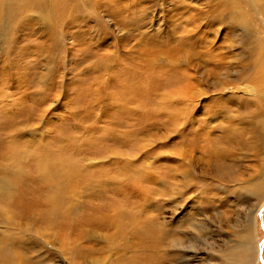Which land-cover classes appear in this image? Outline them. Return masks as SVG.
<instances>
[{"label": "rangeland", "instance_id": "374dc122", "mask_svg": "<svg viewBox=\"0 0 264 264\" xmlns=\"http://www.w3.org/2000/svg\"><path fill=\"white\" fill-rule=\"evenodd\" d=\"M263 52L264 0H0V264H115L104 212L264 264Z\"/></svg>", "mask_w": 264, "mask_h": 264}, {"label": "bare ground", "instance_id": "6f19581e", "mask_svg": "<svg viewBox=\"0 0 264 264\" xmlns=\"http://www.w3.org/2000/svg\"><path fill=\"white\" fill-rule=\"evenodd\" d=\"M263 54H264V52H263ZM257 69H258V72L257 71H255V72H257L256 74L259 75V83H255V82L254 83H255V85L257 84L258 87H261L264 84V63L260 67H258ZM253 75H255V73H253ZM256 77L258 79V76H256ZM174 85H176V84H172V86H174ZM247 88H248V86H247ZM170 91H172V88ZM176 91H177V95L179 93L181 95V93H182L181 90H176ZM173 97H175V96H173ZM182 106H184V105H182ZM184 108H186V107H184ZM176 110H175V112H176ZM181 110H182V108H181ZM178 111H177V113L180 112V111L179 112ZM189 111H191V110H189ZM172 112H174V111L172 110ZM185 112H187V111H185ZM178 116L181 117L180 115H178ZM177 119L178 120L176 121V119L171 118V120L173 121V125H176V123L178 121H180L179 118H177ZM242 134H243L242 131L240 133L233 131L227 137V140H225L223 143L215 144V148H213L214 146L212 147L214 149V151L213 152L209 151L210 156L208 157V159H206L207 163L215 164L216 166H221L222 165L221 163L225 164L228 159H231V157H234L238 153V151L241 149ZM236 141H237V143L235 145H232V146L229 145V144L234 143ZM230 147H232L233 150L227 151ZM219 151L223 152V154L220 156L218 155ZM225 166H227V165H225ZM51 175H53V174H51ZM52 190H53V194H56V192H58V188H55L54 185L52 187ZM51 216H52V213H45V215H44L45 218H50ZM119 218H120V223H121V216L119 213H113V215H112V214H110V212H104V213H99V216L94 220V223L96 224L97 227H99V229L106 230V231H112V234H105L104 235V238H103L104 240H102V242H104L105 244L102 246L103 247L102 250H103V253H105L106 251H113L112 255L115 257L113 260V263H115V264H177V262L175 261V258L172 257L171 255H173V252L174 253L176 252L174 249L175 247H180L181 240L178 241L177 238L173 237L169 233V231H166L164 228L163 229L162 228L157 229L155 221L154 222L149 221L146 224V227L136 228L134 230L133 229L132 230L122 229L121 226L123 224L121 226L119 225ZM90 219H92V218H90ZM86 232H88V231L86 230ZM88 234H91V232H89ZM98 234H100V233H98ZM92 236H93V238H95L94 237L95 234H93ZM85 237L86 236L83 235L82 239H85ZM119 240H122V244H117ZM80 243H82V240H80ZM115 248L121 250V254L118 253V256H117V253L114 252ZM120 250H119V252H120ZM178 254H179V252H178ZM169 256H171L172 259ZM105 259H107V258H105Z\"/></svg>", "mask_w": 264, "mask_h": 264}, {"label": "water", "instance_id": "95a60500", "mask_svg": "<svg viewBox=\"0 0 264 264\" xmlns=\"http://www.w3.org/2000/svg\"><path fill=\"white\" fill-rule=\"evenodd\" d=\"M263 211H264V209H262L260 211V218H261V220H262ZM261 225H262V227H264L263 222L261 223ZM260 246H261L260 260L264 263V261L262 260V250H263L262 248H263V244H261Z\"/></svg>", "mask_w": 264, "mask_h": 264}]
</instances>
